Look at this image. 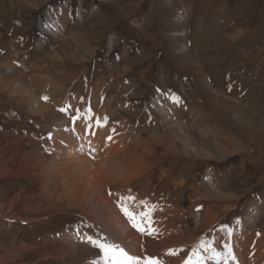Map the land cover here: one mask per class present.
<instances>
[{
    "label": "rangeland",
    "instance_id": "rangeland-1",
    "mask_svg": "<svg viewBox=\"0 0 264 264\" xmlns=\"http://www.w3.org/2000/svg\"><path fill=\"white\" fill-rule=\"evenodd\" d=\"M66 130L97 138L78 149L90 165L121 133L120 168L140 172L92 191L50 175ZM87 237L161 264H264V0H0V264H105ZM225 245L235 259L213 257Z\"/></svg>",
    "mask_w": 264,
    "mask_h": 264
},
{
    "label": "bare ground",
    "instance_id": "bare-ground-1",
    "mask_svg": "<svg viewBox=\"0 0 264 264\" xmlns=\"http://www.w3.org/2000/svg\"><path fill=\"white\" fill-rule=\"evenodd\" d=\"M194 65H196V64H194ZM109 100H110V98H109ZM98 124L100 125L101 122L98 121ZM109 125H110V123H109ZM79 128H81V124L79 125ZM66 131H61L60 134L56 133V137H55L56 138V144H55L56 149L55 150H57L59 148H62L64 146L68 147V149H66V150L64 149L67 152H65V156H63V157H62V155H58L57 154V158H58L56 160L57 163H55L56 164L55 167L54 166L51 167L52 170H51V168L49 169L50 170L49 171L50 175L53 176V173L59 172L60 173V178H61L64 175L62 171L67 168L69 171L74 173V175H75L74 182L76 183V181H77L78 183H80V184H77L78 186L89 185V187H90V189L92 191L94 189L98 190L101 187H105L107 183L112 181L114 175L117 174L120 171L122 172V178L120 179L119 186L122 185V184H125V182L128 181L127 179L129 178V175H130L131 172H138V173L140 172L139 168L133 169L132 167H130L132 165L130 162H128L125 165L126 166V171L124 173H123V171L120 168V164L119 163H121V160H118V158L120 157L121 152H123V148L125 147V142H124V140L122 138L123 136L121 135V133L120 134H116L117 132L110 131L108 133L109 136H112L114 134V136L111 139L106 138V137L104 138V136H103V138H101L100 146L98 148H100L102 150L105 146H107L106 147L108 149L107 153H104L105 155L103 154V157H105V158H103L99 162L97 161V162L93 163V165H90L89 161H84L83 159H77L79 157V155H81L79 153L78 149H79V147H84L86 142L89 143V144L91 143L93 146H95V145L97 146V142H96L97 138L96 137L94 138L91 135L88 138V140H87V138L85 136L81 135L80 132L77 133V131L75 132V130H71V132L70 131L66 132ZM73 143L75 144V146L73 145ZM59 150L61 151V149H59ZM99 177H103L104 180H98ZM116 177H118V176H116ZM70 183H73V180ZM65 186L69 188V187H71V184H68V185L66 184ZM110 199L107 198V200H105L104 196H101V195L99 196V194H98V195L95 196V201H94L93 205H94L95 208H97V210H99V208L104 210V212H102V219H104V221H105V223L107 225V228L112 233L117 234L118 236L121 237L124 232H127L129 227L124 222V220L120 216H118V214H117L118 210H117V208L115 206L116 205L118 206V204H116L114 206L112 204L113 203L112 201H108ZM114 202H115V200H114ZM123 203H124V201H123ZM120 208H121V206H120ZM119 210H121V209H119ZM165 242H163V243H165ZM132 245H133V247H132L133 253L136 256H138V257H146V253H143V252L141 253L140 252V247H139L138 242H137L136 239L133 240ZM159 246H160V244L158 245V248H160ZM28 249H32V247L27 248V250ZM177 263H178V261L176 260L175 264H177ZM132 264H133V262H132Z\"/></svg>",
    "mask_w": 264,
    "mask_h": 264
},
{
    "label": "snow or ice",
    "instance_id": "snow-or-ice-1",
    "mask_svg": "<svg viewBox=\"0 0 264 264\" xmlns=\"http://www.w3.org/2000/svg\"><path fill=\"white\" fill-rule=\"evenodd\" d=\"M43 99H48L46 96L43 97ZM61 111H66V109H61ZM130 199H135L134 197H130ZM141 204H145L144 201H140ZM122 210L125 212V215L129 217L130 221L132 222L133 226L136 227L139 231L143 232L145 229L141 227V225L137 222V215L136 213L130 211L127 207H125L123 204L121 205ZM141 216H148L149 212L140 213ZM223 227L227 228V225H224ZM230 231V230H229ZM87 240L89 243L93 244L94 246L101 249L104 253V261L105 264H132L133 261H138L139 257H133L128 254L122 247L115 243H106L101 242L100 240L93 239L92 237H87ZM225 247L228 249L227 253H220V252H213L214 258H221L223 256L232 257L235 259L234 256H232L231 249L228 245H225ZM169 252H172V250H169ZM196 250H193V255H196ZM145 264H161V261L154 257H146L145 258ZM184 264H203V261L198 259L195 262L192 261V257H189L188 260L184 262Z\"/></svg>",
    "mask_w": 264,
    "mask_h": 264
},
{
    "label": "crops",
    "instance_id": "crops-1",
    "mask_svg": "<svg viewBox=\"0 0 264 264\" xmlns=\"http://www.w3.org/2000/svg\"><path fill=\"white\" fill-rule=\"evenodd\" d=\"M90 1V0H89ZM167 0H165V2H166ZM178 2H179V0H178ZM167 5V4H166ZM8 47V46H7ZM4 59V57L1 59V60H3ZM4 61H5V65L6 66H8V62L4 59ZM10 65V64H9Z\"/></svg>",
    "mask_w": 264,
    "mask_h": 264
}]
</instances>
